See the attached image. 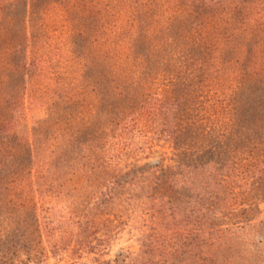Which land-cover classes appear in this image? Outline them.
Instances as JSON below:
<instances>
[{
	"label": "rangeland",
	"instance_id": "374dc122",
	"mask_svg": "<svg viewBox=\"0 0 264 264\" xmlns=\"http://www.w3.org/2000/svg\"><path fill=\"white\" fill-rule=\"evenodd\" d=\"M148 1L147 6L141 3L139 8L157 15L155 20L150 15L137 21V15L133 17L136 10L133 0H0V168L6 170L5 176L0 170V248L6 240L19 241L22 231L25 233L18 224L22 209L17 208V203L21 200L30 203L25 197L33 195L28 184L32 174L42 166L47 167L42 155H36L29 173L24 169L27 160L22 159L28 153L26 145L2 137L1 132L14 111L24 118L25 126L13 125L7 131L10 134L16 131L19 138L27 140L36 134L54 133L62 137L64 133H72L79 139L93 140L94 133L109 132L107 108L111 114L129 111L137 104L143 105L153 91L177 97L189 92L206 102V112L201 111L193 118L198 134L203 135L193 139L197 142L194 145H182L179 149L185 154L193 151L185 156L175 152L168 139L155 135L152 142L146 143L144 137L138 143L142 152L137 151L122 164L129 169L146 164L167 167L192 162L201 142L206 146V161L215 150L227 151L224 158H230L241 168H252L250 156L263 158L264 146L257 147L259 139L254 133L249 132V143H239L230 150L224 148L227 132L217 122L223 115L220 106L229 105L235 92L241 93L238 95L241 104L252 105L253 114H257L259 92L264 87V2L238 0L208 12L206 8L179 3L180 0ZM19 29L21 34L10 33ZM139 43L159 55L157 67L152 69L145 63L147 57L137 52ZM201 50L207 57L229 52L230 58L222 64L219 58L200 60L185 56ZM168 51L173 53V62L169 58L164 61ZM13 53L22 54L19 62ZM100 55H109L115 62L117 83L112 68H106L102 74L96 70ZM208 67L215 70V78ZM107 75L110 95L115 96L110 99L115 100L100 111L103 100L96 92L95 81L97 77L106 80ZM176 84L182 87L175 92ZM258 87L261 88L254 92ZM93 145L88 142L82 150ZM41 146L44 154L53 150L49 138ZM261 187L262 196L259 189L254 190L257 196L252 195L251 187L240 189L237 209L221 222L225 229L231 230L223 241L231 237L229 242L236 243V247L226 250L228 264H264V183ZM77 216L80 215L65 213L66 221L60 224L62 231L53 234L55 224L51 223L43 231V237L19 249L20 259L25 264H107L106 261L113 263V258L120 255L125 257L122 264H131V260L133 264H159L166 258L160 257L162 249L157 246L153 250L155 257L152 252L145 253L146 249L142 250L137 241L138 233L127 223H121L124 216L120 214L96 215L89 225V236L82 243L72 235L78 231ZM8 245L12 247L10 243L4 244ZM49 246L58 252H50ZM208 251L221 257L217 247H209ZM1 261L6 262L0 254Z\"/></svg>",
	"mask_w": 264,
	"mask_h": 264
},
{
	"label": "trees",
	"instance_id": "16d2710c",
	"mask_svg": "<svg viewBox=\"0 0 264 264\" xmlns=\"http://www.w3.org/2000/svg\"><path fill=\"white\" fill-rule=\"evenodd\" d=\"M236 1L238 0H180L179 3L206 8L209 12L227 4H234ZM253 1L264 2V0ZM133 2L136 8L133 17L137 15L135 17L137 21H143L150 15L153 20L158 18L157 15L150 14L147 9L139 8L141 3L147 6L148 0H133ZM28 5L27 1L26 6ZM10 33L21 34V30L19 29L18 32L12 30ZM137 45L140 56L147 57L145 63L150 64L152 69L157 67L159 55L156 56L155 51L151 52L145 48L144 43ZM168 52L164 56V61L169 58L173 62V53ZM13 54L19 62L22 54L19 56ZM186 54V57H195L200 60L219 58L222 64H224L223 60L230 58L229 52L212 54L209 57H207L208 54L205 55L204 50L198 51V54H187L188 56ZM23 58L26 59V56L23 55ZM96 62L99 66L96 70H99L100 74L108 67L112 68L111 71L115 70L114 82L117 83L113 59L109 55H100L99 61L96 60ZM208 69L215 78V70L212 67ZM202 73L199 72V74ZM197 77L194 76V79ZM107 80L108 75L106 80L97 77L95 81L96 92L103 100L99 107L100 111L103 106L108 107L115 100L110 99L115 96L110 95ZM181 87L180 84H176L174 91H179ZM260 88H256L254 92ZM218 91L222 93L221 86ZM238 95L240 97L241 93H233L229 105L220 106L223 109V115L219 116L217 125L221 124V130L227 132L223 139L227 140L224 148L230 150L239 143H249L251 140L249 132L254 133L259 139L257 147H263L264 87L259 92L260 102L255 115L251 109L252 105H242ZM217 101L220 102L219 99ZM140 104L133 106L129 111L120 110L112 114L107 108L109 132L106 130V133H94L93 131L91 132L94 133L93 140L79 139L72 133H64L62 137L54 133L45 136L36 134L29 138L33 141L30 143L29 139L26 140L23 136L19 138L20 135H16V131L12 134L7 131L13 125L25 126L24 118L17 116L15 111L12 112L11 120L6 129L1 132L2 137L11 142L16 140L26 145L28 153L22 159L27 160L24 169L29 173L32 172L29 168H32L30 166L36 155H42L41 158L45 160L47 167L42 166L35 174H32L33 179L28 184L32 187L33 195L25 197L30 200V203L23 200L17 203V208L22 209L18 224L25 229V233L22 231L21 238L15 243L7 240L3 243L0 254L6 264H25L20 259L19 249L27 247L37 237H43V231L46 232L51 223L55 224V227L51 229L52 234L56 230L62 231L60 224L66 221L65 213L79 214L82 217L77 216L78 231L72 233L82 243L89 236V225L95 221L96 215L120 214L121 217L124 216L121 223H127L131 230L138 233L137 241L142 250L146 249L145 253L152 252V256L155 257L154 247L162 249L159 255L166 258L158 262L159 264H193L195 262L228 264L226 250L232 249V246L236 247V243L229 242L232 240L231 237L223 241L227 232L229 231V235L231 230L225 229L221 222L237 209L239 205L237 196L240 189L251 187L250 192L253 196H257L258 193L259 196L263 195L261 185L264 183V153L261 159L248 157L252 168H241L235 166L230 158L225 159L224 154L227 151L223 150L219 153L215 150L216 155H209L212 158L206 161V146L201 142L192 162L187 160L176 163V166L167 167H159L155 163L128 169L129 166L122 163L133 157L137 151L142 152L141 148H138V143L144 137L148 143L152 142L155 135H159L173 143L175 152H182L179 150L182 145L186 147L194 145L197 142L193 139L203 135L198 134V127L193 118L201 111L206 112L204 99L192 97L189 92L177 97L168 96L162 91H153L147 95L145 103ZM242 133L245 135L242 136ZM48 138L53 142V150L49 154H44L41 145ZM88 142H93L94 145L88 146L90 147L88 150H82V146ZM242 164L246 166L245 163ZM247 169L250 171L246 172ZM0 170L5 176L6 170L2 168ZM255 189H259V192H254ZM20 194L21 197L24 196V188L21 189ZM8 243L12 247L4 246ZM209 247H217V254L221 257L209 251L207 253ZM48 250L52 253L58 252V249L53 250L50 246ZM112 261L113 263L104 262L122 264L125 257L117 255ZM5 263L0 262V264ZM129 263L133 264V260ZM236 264L239 263L236 262Z\"/></svg>",
	"mask_w": 264,
	"mask_h": 264
}]
</instances>
